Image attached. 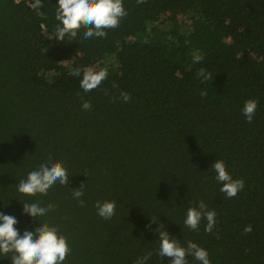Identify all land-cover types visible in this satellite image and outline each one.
<instances>
[{
    "label": "trees",
    "instance_id": "1",
    "mask_svg": "<svg viewBox=\"0 0 264 264\" xmlns=\"http://www.w3.org/2000/svg\"><path fill=\"white\" fill-rule=\"evenodd\" d=\"M42 2L44 17L0 0V212L18 220L20 235L58 227L71 249L63 264H135L148 252L147 264H169L158 255L161 223L182 246L206 249L210 264H264V0H123L127 15L106 37L85 39L82 26L63 41L58 0ZM183 6L188 26L171 16ZM94 63L108 76L85 93ZM201 68L213 78L202 82ZM248 99L258 101L250 123ZM49 157L66 166L68 184L19 193V180ZM216 160L245 181L237 196L220 191ZM82 184L84 207L72 195ZM105 200L116 201L111 219L95 207ZM200 200L217 214L212 232L206 219L198 230L184 225ZM35 201L56 207L24 214ZM11 255L0 253V264Z\"/></svg>",
    "mask_w": 264,
    "mask_h": 264
},
{
    "label": "clouds",
    "instance_id": "2",
    "mask_svg": "<svg viewBox=\"0 0 264 264\" xmlns=\"http://www.w3.org/2000/svg\"><path fill=\"white\" fill-rule=\"evenodd\" d=\"M145 0H137V3H144ZM56 11V20L60 23L56 26V39L63 41L66 35L75 39L78 30L83 26L85 28L84 38L106 37V29H112L119 26L121 18L127 15L123 6V0H58ZM28 6L37 12L41 17L45 16L42 0H28ZM202 57H195V62H199ZM80 68L74 70V74L79 76ZM202 82L211 80L212 73L201 68L197 72ZM108 76L106 69L95 70L87 68L83 72V78L80 81L81 89L87 93L96 89L102 81ZM113 88L119 85L113 82ZM106 95L108 93H105ZM201 96H206L207 92L202 91ZM127 103L131 100V95L127 92H121L120 97ZM82 110H90L91 102L84 100ZM258 101L248 99L243 106V114L250 123L253 120ZM211 167L216 172V180L222 184L220 191L225 193L228 198H233L244 189L245 181L243 179H233L226 170V165L222 160H216ZM69 174L66 166L61 161H54L49 157L41 163L36 170L28 173L25 179L19 180L17 191L21 194L34 196L37 193L47 194L48 190L59 181L67 185ZM72 195L77 199L81 207L85 206V201L80 199L84 195V184L79 188L73 189ZM56 205L51 203L43 205L42 201L24 202L23 213L34 218L45 216L52 211ZM95 207L100 217L111 219L115 215L116 201L105 200L96 201ZM216 212L209 210L203 200L198 202L197 206L189 207L184 220V225L192 230H198L200 221L207 220L206 232H212L216 224ZM153 222H156L152 219ZM18 220L11 215H5L0 212V253L7 255L11 253V264H63L71 249L67 238L60 233L58 227L51 226L47 222L40 223L34 231L25 230L20 235L17 228L14 227ZM150 227V226H149ZM245 232L252 230L248 225ZM159 236L160 257L171 258L169 264H188L187 257L192 256L200 264H210L209 254L206 249L200 247L192 241L187 242V246L181 245L180 241L164 230L161 223L155 229ZM152 253L138 257L135 264H147Z\"/></svg>",
    "mask_w": 264,
    "mask_h": 264
},
{
    "label": "rangeland",
    "instance_id": "3",
    "mask_svg": "<svg viewBox=\"0 0 264 264\" xmlns=\"http://www.w3.org/2000/svg\"><path fill=\"white\" fill-rule=\"evenodd\" d=\"M186 14H187V11H186L185 7L183 6V7H180L175 13H171V16L177 15L179 20L184 22V24L186 26H188L189 22H188V19L186 18ZM241 25H242V21H241ZM242 30H243V28H242ZM91 68H93L95 70H99L98 65L96 63H94Z\"/></svg>",
    "mask_w": 264,
    "mask_h": 264
},
{
    "label": "built area",
    "instance_id": "4",
    "mask_svg": "<svg viewBox=\"0 0 264 264\" xmlns=\"http://www.w3.org/2000/svg\"><path fill=\"white\" fill-rule=\"evenodd\" d=\"M14 2L15 3H20V4H25L26 6H28V0H14Z\"/></svg>",
    "mask_w": 264,
    "mask_h": 264
}]
</instances>
